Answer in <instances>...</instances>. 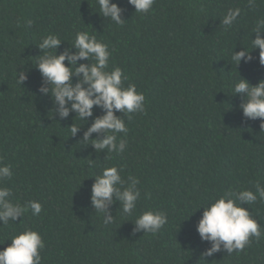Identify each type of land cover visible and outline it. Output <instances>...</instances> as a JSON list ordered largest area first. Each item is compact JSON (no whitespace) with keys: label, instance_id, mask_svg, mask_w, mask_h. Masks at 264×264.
Returning a JSON list of instances; mask_svg holds the SVG:
<instances>
[{"label":"trees","instance_id":"trees-1","mask_svg":"<svg viewBox=\"0 0 264 264\" xmlns=\"http://www.w3.org/2000/svg\"><path fill=\"white\" fill-rule=\"evenodd\" d=\"M115 2L124 9L121 26L96 12V0H0V163L13 173L4 186L14 202L42 204L37 216L29 210L0 224V241L6 240L0 250L12 234L32 228L45 243L41 264H264V235L242 251L221 248L203 257L211 242L196 229L198 206L228 190L255 192L257 181L264 184V129L259 119L243 116L242 97L231 90L239 74L252 85L264 79L259 49L251 46L264 0L253 8L248 0H155L146 14L135 13L128 0ZM237 7L240 15L225 30L220 20ZM77 30L108 44L110 68L119 66L129 78L125 86L135 84L146 97V112L124 117L126 150L107 158L106 149L97 153L79 142L101 108L94 106L72 137L69 126L84 122L73 112L54 115L50 96L39 93L37 44L54 33L62 52ZM243 47L253 60L235 67L232 50ZM17 71L28 76L22 84ZM112 165L123 178L139 179L141 195L132 215L122 214L118 200L109 205L115 220L105 225L91 206V176ZM243 206L264 233V201ZM147 209L165 212L167 224L155 235L133 234L132 220Z\"/></svg>","mask_w":264,"mask_h":264},{"label":"clouds","instance_id":"clouds-1","mask_svg":"<svg viewBox=\"0 0 264 264\" xmlns=\"http://www.w3.org/2000/svg\"><path fill=\"white\" fill-rule=\"evenodd\" d=\"M96 3L99 9L96 12L101 17L118 26L124 24V9L115 0H96ZM128 3L134 6L135 13L146 14L155 0H128ZM255 5L256 0H248L250 8ZM240 12L241 9L237 7L229 9L223 15L220 23L225 30L234 24ZM253 33L256 35L252 39V50L259 49V61L264 65V38L261 36L264 33V18L256 21ZM61 42L57 34L48 33L37 44L41 54L36 56L34 65L43 78L39 93L50 96L54 115L58 113L60 118H65L73 112V117L84 122L80 125L73 122L69 126L72 137L76 136L81 126L87 124V118L93 117L94 106L101 108L102 114L93 117V122L79 142L91 144L97 153L106 149L105 158L108 153H123L127 147L126 137L129 131L124 117L130 119L132 113L146 112L144 93L138 92L133 83L125 86L124 81L129 79L128 76L119 66L110 68L111 52L108 44L97 39L95 35H90L87 30H77L73 41L68 43L69 46L58 53ZM81 60L88 62L78 63ZM232 60L236 67L242 60L252 61L253 56L251 51L243 47L239 51L232 50ZM16 75L18 83L22 84L28 79L24 71H17ZM73 77L78 79L73 82ZM239 77L231 85L232 95H241L239 108L243 116L251 120L259 119L261 129H264V79L252 85L240 74ZM92 133H103V136L92 138ZM89 166H95V160H90ZM121 172L122 169L116 165L104 166L99 174L91 176L94 177L90 194L91 206L105 225L115 220V215L108 211L109 205L115 201L120 202L122 214L132 215L137 209V201L141 195L138 188L140 181L134 176L125 179ZM12 174L10 165L0 163V224L4 225L9 221H17L29 210L33 216L42 211V204L38 201H13L12 190L4 186V182L10 180ZM254 187L255 192L248 188L228 190L196 208H203L196 225L197 232L202 241L211 242V247L201 253L203 257L212 256L221 251V248L228 254L242 251L253 237L259 240L264 235L262 226L253 218L248 208L243 206L255 203L258 198L264 201V184L257 181ZM132 221L135 224L133 234L143 230V233L155 235L167 224L168 217L163 211L147 209L141 211ZM7 240H11V243L0 250V264H41V250L45 243L39 231L24 228ZM5 241H0V244Z\"/></svg>","mask_w":264,"mask_h":264}]
</instances>
